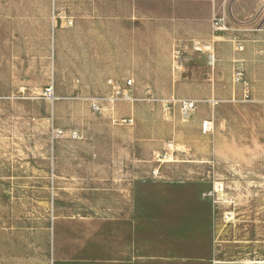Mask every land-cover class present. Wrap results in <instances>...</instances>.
I'll use <instances>...</instances> for the list:
<instances>
[{
	"label": "rangeland",
	"instance_id": "1",
	"mask_svg": "<svg viewBox=\"0 0 264 264\" xmlns=\"http://www.w3.org/2000/svg\"><path fill=\"white\" fill-rule=\"evenodd\" d=\"M263 1L217 0L233 35L218 32L214 60L180 74L173 58L151 78L170 89L132 82L127 101L113 87L134 79L128 59L92 33L114 0L88 1L82 58L53 51L66 0H0V264H54L56 241L99 246L111 263L129 238L112 229L119 218L136 225V264H264V38L239 29L256 27ZM181 99L196 102L188 116Z\"/></svg>",
	"mask_w": 264,
	"mask_h": 264
},
{
	"label": "crops",
	"instance_id": "2",
	"mask_svg": "<svg viewBox=\"0 0 264 264\" xmlns=\"http://www.w3.org/2000/svg\"><path fill=\"white\" fill-rule=\"evenodd\" d=\"M88 1L66 0L70 18H65L58 24L56 30L53 29L52 42L56 56L68 58L88 56V34L91 31L87 17ZM219 11L217 0H114L113 13L103 15L105 18H111V24L106 21L105 27L92 30V33H99L102 36L101 48L104 50L109 44V40L104 36L112 35L111 43L115 51L113 56L128 59V66L124 72L133 75V83L137 87L170 89L171 86H157V83L151 80L152 74L158 72L157 67H168L173 58H183L185 60L177 65V72L182 74L189 69V62L192 59L214 60L224 47L218 41L222 39L218 32L224 31V38L231 40L233 35L231 20L221 16ZM254 23L242 22L239 29L251 39H263L264 30L257 29V23L253 28ZM61 35H64V39ZM209 62L208 60L207 63ZM215 84L214 81L213 85ZM112 225L114 232L118 233L126 230L125 227L128 225L129 238L128 242L117 241L113 244L111 263L106 260L108 253H102L99 246L85 247L82 243L72 245L56 241L54 264H136L137 243L135 239L131 241L133 238L131 232L135 234L136 225H131L130 219L126 224V219L122 218L113 221ZM91 232L87 230L88 237ZM109 248L108 246L103 250ZM65 249L82 250V253L79 257L71 258L61 252Z\"/></svg>",
	"mask_w": 264,
	"mask_h": 264
},
{
	"label": "built area",
	"instance_id": "3",
	"mask_svg": "<svg viewBox=\"0 0 264 264\" xmlns=\"http://www.w3.org/2000/svg\"><path fill=\"white\" fill-rule=\"evenodd\" d=\"M255 19H257V29H263L264 30V1L261 3V5L259 6V8L256 11L255 14ZM236 49L241 50L242 49V45L237 44L236 45ZM242 68L240 66H236L235 71L233 73L234 76V80H241V76H242ZM133 80L131 78H128L124 81V88L121 90L119 85H116L113 87L114 91V95H121V98L127 101H133V97L131 92H128L127 90H129L128 88L132 85ZM44 93L47 96H52L53 94V87L52 86H47L44 89ZM111 101H113V99H115V97L113 95H111L110 98ZM178 106H179V110L180 113L183 116H188L190 114V112L192 110H194L195 106H196V102L193 99H181L178 101ZM129 123H131V119L128 121ZM212 129V122L209 119H205L201 122L200 124V130L202 133H208L210 132ZM223 189L221 187H218L216 189V191H222Z\"/></svg>",
	"mask_w": 264,
	"mask_h": 264
}]
</instances>
